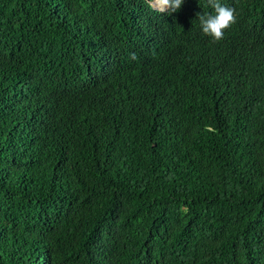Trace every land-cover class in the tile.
I'll list each match as a JSON object with an SVG mask.
<instances>
[{
	"label": "trees",
	"instance_id": "trees-1",
	"mask_svg": "<svg viewBox=\"0 0 264 264\" xmlns=\"http://www.w3.org/2000/svg\"><path fill=\"white\" fill-rule=\"evenodd\" d=\"M0 0V264H264V0Z\"/></svg>",
	"mask_w": 264,
	"mask_h": 264
},
{
	"label": "clouds",
	"instance_id": "clouds-1",
	"mask_svg": "<svg viewBox=\"0 0 264 264\" xmlns=\"http://www.w3.org/2000/svg\"><path fill=\"white\" fill-rule=\"evenodd\" d=\"M150 3V7L161 13H173L181 7L183 0H150ZM209 4L213 11L198 16L200 29L213 40H220L224 36V30L235 23V10L221 0H209Z\"/></svg>",
	"mask_w": 264,
	"mask_h": 264
},
{
	"label": "rangeland",
	"instance_id": "rangeland-1",
	"mask_svg": "<svg viewBox=\"0 0 264 264\" xmlns=\"http://www.w3.org/2000/svg\"><path fill=\"white\" fill-rule=\"evenodd\" d=\"M154 2V1H153Z\"/></svg>",
	"mask_w": 264,
	"mask_h": 264
}]
</instances>
